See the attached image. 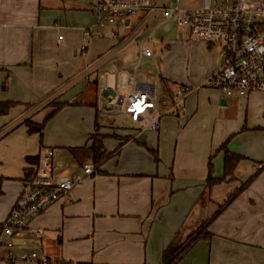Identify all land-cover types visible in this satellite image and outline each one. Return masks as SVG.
Returning a JSON list of instances; mask_svg holds the SVG:
<instances>
[{
	"label": "crops",
	"instance_id": "1",
	"mask_svg": "<svg viewBox=\"0 0 264 264\" xmlns=\"http://www.w3.org/2000/svg\"><path fill=\"white\" fill-rule=\"evenodd\" d=\"M89 1L95 4L97 0ZM56 3L0 0V103L14 104L0 116V149L10 153L0 155V186L14 188L0 223L14 206L31 168L26 158L37 157L45 148L64 149L70 164L76 165L68 150L90 147L88 137L94 133L98 115L103 113L101 108H105L98 93L106 75L114 82L116 76H121L122 81L126 74L134 76L141 89L153 86L155 96L157 79L159 99L176 98L180 86L188 88L189 93L178 115L162 118L157 132L134 123L137 127L131 129L132 134L122 136L109 129L118 138H129L113 137L110 148H106L104 139L106 153H112L109 159L36 217L29 227L40 235L25 233L16 238L13 252L37 250L38 258L46 259L48 264H161L164 250L176 236L184 242L198 230L208 238L192 243L177 264H264V127L249 119L248 114L251 107L255 111L262 109L258 97L264 94L226 97L206 88L205 82L218 70L220 62L211 59L204 43L187 38L188 32H180L178 37L181 41L187 39L185 45L194 46L197 53L195 60H184L181 75L161 68L157 50L162 53L169 47L166 44L161 43L160 50L138 62L140 42L144 47L147 40L140 39L143 33L125 46L122 42L139 20H131L130 30L119 32L121 42L116 39L104 44V55L95 50L89 56V47L97 45V41L91 37L85 45V25L67 22V13L89 19L88 9L72 6L69 12ZM133 42L136 46L132 52L126 48ZM72 48L85 53L84 58H72ZM142 64L153 68L154 76L145 74L144 80L137 81V69ZM81 81L83 88L77 86ZM108 84L110 89L104 95H114L115 83ZM65 94L62 104L71 106L54 116L67 110L81 114L76 120L80 133L69 136L68 144L57 140L62 136L45 131V126L41 135L28 134L24 122L41 125L44 121L40 123L33 115L45 113L49 107L52 111L47 118L54 110L47 105L60 104L58 100ZM38 101V106H33ZM236 106L240 114L232 121L228 107ZM87 108L93 110V120ZM242 112L246 115L242 116ZM100 127V133L106 136ZM16 134L22 136V143L15 152L10 142ZM224 144L225 151L238 158L226 177L225 151L219 152ZM149 151L157 153L158 163ZM209 160L217 182L208 188ZM69 168L70 175L78 173L77 168Z\"/></svg>",
	"mask_w": 264,
	"mask_h": 264
},
{
	"label": "built area",
	"instance_id": "2",
	"mask_svg": "<svg viewBox=\"0 0 264 264\" xmlns=\"http://www.w3.org/2000/svg\"><path fill=\"white\" fill-rule=\"evenodd\" d=\"M180 0H97L93 8L95 23L83 31L84 38H90L96 30H104L105 36L119 39L121 30H130V21L139 20L129 36L123 37L122 45L137 38L157 17L168 21L175 19L197 41L209 50H217L220 67L210 76L204 86L222 92L226 97L244 98L252 93L264 94V0H203L201 8L179 9ZM136 28V30H135ZM61 38H59L60 40ZM140 42L138 62L150 58L153 51L145 49ZM138 65V63H137ZM107 84L99 90L103 106L126 116L131 123L142 124L143 129L157 132L164 117H176L182 110L183 101L189 89L177 88L174 99L155 100L154 88L145 85L143 89L135 77H115L114 95H104ZM124 84L122 85V83ZM58 151L43 149L31 166L30 173L22 181V190L0 225V263L2 264H48L34 252L14 253V242L25 233L40 235L29 224L64 198L84 178L94 172L91 162H86L81 172L70 175L68 170L57 171L54 157ZM260 168L262 165L259 166Z\"/></svg>",
	"mask_w": 264,
	"mask_h": 264
},
{
	"label": "rangeland",
	"instance_id": "3",
	"mask_svg": "<svg viewBox=\"0 0 264 264\" xmlns=\"http://www.w3.org/2000/svg\"><path fill=\"white\" fill-rule=\"evenodd\" d=\"M56 4L60 5L63 9L69 11L70 9H72L71 7H79L81 8H86L88 9L87 12L89 14V19L87 17L78 18V15H71L72 13H67V15L69 16V19H67V22L70 23L71 21H75V22H79L83 25H85L84 30L86 28H89L91 26L94 25L95 23V19L93 16V6L95 5L93 1H89V0H56ZM91 3V6H89ZM203 5V0H180V2L178 4H170L169 7H175L177 6V8L179 9H195V8H201ZM91 7V8H88ZM70 12V11H69ZM78 18V19H77ZM182 32V33H186L187 30L184 28H181L177 25L176 20L175 19H171V20H164L161 17H157L153 23L143 32V34L141 35V40H145V45L144 47H148V49L152 50V51H156L157 49H159L160 44H166L169 45V47H167L166 49L162 50L161 52H158L157 50V54L159 56V58H161V68L165 69V70H169L171 73L174 71V74H179L181 75V69L183 67L184 64V60L187 59L188 57L193 58V60H195L196 57V49L194 48V46L192 45H185L187 44L186 42H184L187 39H184L183 41H181V39H179L178 34ZM105 31L104 30H97L94 31V34L92 35V39L97 41V45L95 44L93 47H89L88 51H89V56L92 53L96 51H98L100 54H105V51H101L102 50V46L104 44H107L110 41H116V39H113L111 37L105 36ZM188 34V33H187ZM61 36H65V34L63 32H61L60 34ZM91 38V37H90ZM190 38L192 41H197L195 38H193L190 34H188V37ZM86 40H84L83 43H85V45L88 44L89 42V38H85ZM119 42H121V40H117ZM136 43H131L126 49L127 50H132V48ZM160 50V49H159ZM88 53V52H87ZM210 54H211V59L216 61V63L218 64V62H220V58L217 56V50H210ZM70 55L72 58L75 59H82L84 58L85 53L81 52L78 48H72L70 50ZM153 68L151 67H145L143 64L140 65V67H138L137 69V81H140L141 79H145L142 78V76H145V74H153L152 76H154V73L151 72ZM132 72V68L130 70ZM91 79V78H90ZM99 80H100V84L104 81V76L102 75V72L99 73ZM91 81V80H90ZM155 81V80H154ZM110 84H114V78H110L109 80ZM92 84V83H90ZM107 84V80L105 78V83L104 86H101V88H104ZM103 85V83H102ZM156 85V89H157V93H156V100H158L160 98L159 95V91H160V83L158 82V80L156 79L155 82ZM77 86H80V88L84 87V82L81 81V83H79ZM77 86H74L75 88H77ZM73 87V88H74ZM72 91V90H71ZM68 93V92H67ZM66 94L64 96H62L60 98V100H58V102H62L63 99H66ZM261 101H262V109H260L259 111H255L253 109V107H251L250 109H248V114H249V119L254 120V123L259 124L261 127H264V95H260L258 97ZM80 102V100H78ZM38 103H35L33 106H38ZM101 108V107H100ZM225 108V107H223ZM228 117H232V121L236 120L240 114V112L238 111V106L236 107H228ZM87 112L91 115V119L93 120L94 117V112L92 109L87 108L86 109ZM52 109L50 110L49 107L48 109H46L45 113L44 112H40L38 115H33L35 116L36 120H40V123H42L46 116L48 115L49 112H51ZM101 111L103 113L98 115V120L95 122L97 123L99 126H102L104 128V136L105 138V145L106 148H110L112 146V144L114 143V138H117L118 140H126L129 137H122V138H118L115 136V134H113L115 131L118 132L120 135H125L127 134H132L131 129H135L137 126L132 124L125 116L117 114L115 111L113 110H107L105 108H101ZM86 112V111H85ZM246 115V112H242V116ZM81 118V114L76 115L75 111H65L57 116H53L50 119H48L45 123V131L47 130L52 136H62V139L57 138L58 141H65L66 144H68V140L67 138L69 136L75 135V134H79L80 133V129L81 126L79 125V122L76 121L77 119ZM164 118H173V117H164ZM163 118V119H164ZM162 119V120H163ZM161 120V121H162ZM76 121V122H75ZM84 125V124H83ZM82 127H85L83 126ZM109 129L111 131L114 130V132H110ZM22 132V131H21ZM61 132H64L65 134H61ZM23 134V133H22ZM101 134V133H100ZM112 137H110V135H112ZM22 136H20L19 134H16L13 136L12 141L10 142V147L11 149H13L15 152L19 149L21 143H22ZM103 139V140H104ZM56 141V139H55ZM91 144V143H90ZM63 147H68V146H63ZM83 147H87V146H83ZM58 153L56 154V156L54 157V166L57 169V171H62L65 170L66 168L71 169L69 167H75L78 169V173L81 172V168L79 165H73L72 162L70 164L71 159H69V157H67V152L64 149H58ZM60 152V153H59ZM0 155H10V153L6 152L3 149H0ZM89 162V161H88ZM74 163V162H73ZM264 164V163H263ZM0 167H2V164H0ZM67 170V169H66ZM14 190V188L10 189L9 188H2V186H0V196L2 198V200H0V218L3 216L4 214V206L6 203H8L9 198H10V193ZM5 193V194H3ZM17 200V198H16ZM16 202V201H15ZM10 210H8L6 216L1 220L0 224H3V222L6 220L8 214H9ZM14 244L16 245V240H13ZM180 242H183L180 240ZM31 250H29V252L26 253H31ZM36 251V252H35ZM32 251L34 253L37 254V250Z\"/></svg>",
	"mask_w": 264,
	"mask_h": 264
},
{
	"label": "trees",
	"instance_id": "4",
	"mask_svg": "<svg viewBox=\"0 0 264 264\" xmlns=\"http://www.w3.org/2000/svg\"><path fill=\"white\" fill-rule=\"evenodd\" d=\"M47 106H52L54 110L41 125H34L29 121L24 122V125L27 127L28 134L39 133L41 135L46 121L56 115L64 107L71 106V104H56L51 102ZM12 107H14V104L12 103H0V116L6 115ZM100 130L101 127L95 123L94 133L88 137V142L91 143L90 147L74 148L68 150L77 165L82 166L84 163L89 161L94 166L95 171H97L112 155V153H106L104 149L103 139L105 137L100 134ZM220 151H225V144L219 149V152ZM149 153L152 154L155 163H158L157 153L151 151H149ZM224 156V176L226 177L229 173L231 174V171L234 168L238 158L226 151ZM36 160L37 157H28L25 159V161L31 166L36 162ZM207 170L208 173L206 178V186L209 188L217 182V180H215L212 175V166L210 160L208 162ZM29 173L30 169L28 170L27 175H29ZM201 233H198V230H196L184 242H180V236H176L174 241L164 250L161 264H177L192 243L196 242L200 238H208V234L205 235Z\"/></svg>",
	"mask_w": 264,
	"mask_h": 264
}]
</instances>
